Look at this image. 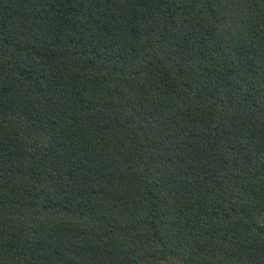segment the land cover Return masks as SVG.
Listing matches in <instances>:
<instances>
[{"label": "trees", "instance_id": "obj_1", "mask_svg": "<svg viewBox=\"0 0 264 264\" xmlns=\"http://www.w3.org/2000/svg\"><path fill=\"white\" fill-rule=\"evenodd\" d=\"M0 264H264V0H0Z\"/></svg>", "mask_w": 264, "mask_h": 264}]
</instances>
